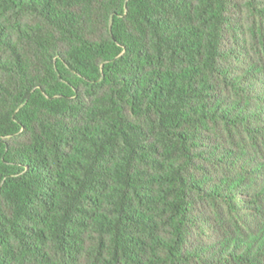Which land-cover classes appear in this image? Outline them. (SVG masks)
Returning a JSON list of instances; mask_svg holds the SVG:
<instances>
[{"label": "trees", "instance_id": "trees-1", "mask_svg": "<svg viewBox=\"0 0 264 264\" xmlns=\"http://www.w3.org/2000/svg\"><path fill=\"white\" fill-rule=\"evenodd\" d=\"M0 264H264V0H0Z\"/></svg>", "mask_w": 264, "mask_h": 264}]
</instances>
